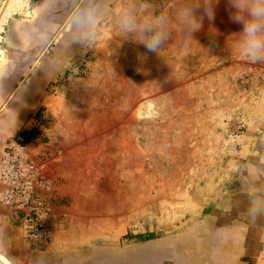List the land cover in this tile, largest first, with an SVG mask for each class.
<instances>
[{
    "label": "rangeland",
    "instance_id": "374dc122",
    "mask_svg": "<svg viewBox=\"0 0 264 264\" xmlns=\"http://www.w3.org/2000/svg\"><path fill=\"white\" fill-rule=\"evenodd\" d=\"M11 1L0 0L1 62L14 26L29 45L48 33V51L60 42L58 62L47 57L52 81L30 110L39 111L40 141L22 144L0 124L1 223L26 264H147L160 249L203 264L226 255L264 264V211L249 213L254 197L264 203V61L241 53L228 0H218L212 21L194 8L201 26L188 46L176 14L199 0H89L84 10L99 19L88 37L66 0L44 12L40 0H21L9 16ZM128 11L168 17L159 52L121 29ZM36 43L26 78L44 49ZM28 169L39 215L9 202L12 189L23 202L16 187Z\"/></svg>",
    "mask_w": 264,
    "mask_h": 264
},
{
    "label": "crops",
    "instance_id": "0c3cea01",
    "mask_svg": "<svg viewBox=\"0 0 264 264\" xmlns=\"http://www.w3.org/2000/svg\"><path fill=\"white\" fill-rule=\"evenodd\" d=\"M38 8L41 12L45 10H56V2L53 0H40ZM10 37H5L4 43H2L1 48L5 51V62L0 61V98H3L5 109L0 107V124L4 127V130L9 136H16L17 141L22 142L23 139L20 137L21 132L24 131H40L38 127V119H36L38 110L33 116L30 117V110H33L39 98L42 97L45 88L50 84L52 79L48 77L47 71H49L50 63H48V58L50 61L58 62L59 54L58 50L60 47V42L55 41L51 50H47L51 40L54 37L53 33H48L46 41L50 40L48 43L46 41L35 42V36L30 38V45L27 43L26 39L22 36L21 32L16 29V26L10 29ZM38 45L39 47H44L36 52L37 58H39V64H37L33 69V74L26 78V72L28 71L27 58L30 53L29 50L33 46ZM49 54L51 56H49ZM48 57V58H47ZM22 84V86H21ZM19 97V100L17 99ZM43 135V133L41 134ZM40 141V137L32 140L30 143L25 145L33 144L34 142ZM23 144V143H22ZM4 219L0 217V242L3 249L16 259L19 264H26L20 251L17 249V243L14 239H8L6 235L3 239V229L1 222ZM10 231V230H9ZM3 234V235H2ZM12 235V234H11ZM148 242L151 240H147ZM155 244V242H154ZM161 244V243H160ZM163 244V243H162ZM161 248H174L168 245H160ZM19 251V253H16ZM169 252L164 249H160L154 252L151 256L147 253L145 260L147 264H203L197 261L193 257H189V261L179 255L169 256ZM175 253V251L173 252ZM211 262V263H210ZM209 264H241L238 263L236 257L232 255H226L222 257L215 256L213 261ZM28 264V263H27Z\"/></svg>",
    "mask_w": 264,
    "mask_h": 264
},
{
    "label": "clouds",
    "instance_id": "9594fccd",
    "mask_svg": "<svg viewBox=\"0 0 264 264\" xmlns=\"http://www.w3.org/2000/svg\"><path fill=\"white\" fill-rule=\"evenodd\" d=\"M216 3L218 0H199L196 4L186 3L178 9L176 19L182 32V46L195 42L192 34L201 26L194 8L203 5L205 15L212 21ZM228 5L231 9L230 20L242 25V30L238 33L241 53L253 62L264 61V0H228ZM98 19L97 9L87 8L74 17V24L88 37ZM169 23L168 17L162 14L138 19L133 12L128 11L121 16V29L153 53L159 52L170 38ZM3 104L4 100L0 98V107ZM261 211H264V203L258 204L254 197L249 213L256 215Z\"/></svg>",
    "mask_w": 264,
    "mask_h": 264
},
{
    "label": "built area",
    "instance_id": "2783aa9c",
    "mask_svg": "<svg viewBox=\"0 0 264 264\" xmlns=\"http://www.w3.org/2000/svg\"><path fill=\"white\" fill-rule=\"evenodd\" d=\"M27 172L30 174L28 176V179L24 183L21 182L22 184H19L21 185V187H16L17 190H19L20 188L24 196L22 199L23 202H20V199L18 201L15 200L16 196L13 195L14 189H12L9 195V202H12L13 204L17 203L16 208L23 210L27 216H30L31 213L39 215L41 210L43 209V200L39 195H36L35 193V181H33V179H35V171L32 169H28ZM44 240L45 242L47 241V239Z\"/></svg>",
    "mask_w": 264,
    "mask_h": 264
},
{
    "label": "flooded vegetation",
    "instance_id": "af4514ba",
    "mask_svg": "<svg viewBox=\"0 0 264 264\" xmlns=\"http://www.w3.org/2000/svg\"><path fill=\"white\" fill-rule=\"evenodd\" d=\"M67 2V10H66V13H68L69 15H75V13H79V12H82L83 10H84V4L85 3H87V1H89V0H66ZM68 22H70V21H68ZM3 233H4V235H3V239H5V237H6V235L9 237L8 239H12V233H10L9 232V230H4L3 229ZM142 241H147V240H142ZM2 248V246L0 247V249ZM1 251L8 257V258H10L9 257V255L10 254H6L5 253V251H3V249H1ZM30 262H34V263H30ZM30 264H44V263H40V262H42V258H31L30 259ZM28 263V264H29ZM19 264V263H18Z\"/></svg>",
    "mask_w": 264,
    "mask_h": 264
},
{
    "label": "bare ground",
    "instance_id": "6f19581e",
    "mask_svg": "<svg viewBox=\"0 0 264 264\" xmlns=\"http://www.w3.org/2000/svg\"><path fill=\"white\" fill-rule=\"evenodd\" d=\"M22 4L23 2L21 0H12L8 6V10H7L8 12L6 11V13L8 15L11 13L14 14L16 11L19 10V8H21ZM1 31H2V27H0V32ZM0 40H1V35H0ZM0 264H17V263L11 260L10 258H8L0 249Z\"/></svg>",
    "mask_w": 264,
    "mask_h": 264
},
{
    "label": "trees",
    "instance_id": "16d2710c",
    "mask_svg": "<svg viewBox=\"0 0 264 264\" xmlns=\"http://www.w3.org/2000/svg\"><path fill=\"white\" fill-rule=\"evenodd\" d=\"M36 119H39V112L37 113ZM41 134H42V132L36 131V129H35L32 131L21 132L20 137H22V139H23L22 143L26 144V143L32 142V140H34L36 138H39V137L41 138V136H42ZM138 238H144V240H152L153 239V237L151 235H139Z\"/></svg>",
    "mask_w": 264,
    "mask_h": 264
},
{
    "label": "water",
    "instance_id": "95a60500",
    "mask_svg": "<svg viewBox=\"0 0 264 264\" xmlns=\"http://www.w3.org/2000/svg\"><path fill=\"white\" fill-rule=\"evenodd\" d=\"M19 263V262H18Z\"/></svg>",
    "mask_w": 264,
    "mask_h": 264
}]
</instances>
